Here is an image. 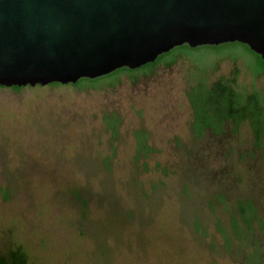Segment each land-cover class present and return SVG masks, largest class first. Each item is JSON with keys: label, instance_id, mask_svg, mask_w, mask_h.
Masks as SVG:
<instances>
[{"label": "rangeland", "instance_id": "1", "mask_svg": "<svg viewBox=\"0 0 264 264\" xmlns=\"http://www.w3.org/2000/svg\"><path fill=\"white\" fill-rule=\"evenodd\" d=\"M235 73L264 94V75L253 81L243 60L198 54L113 87L0 90V255L21 247L28 264H257L231 238L230 217L248 199L264 225V145L253 146L246 125L199 139L190 129L189 85ZM112 114L115 137L104 123ZM254 234L264 264V227Z\"/></svg>", "mask_w": 264, "mask_h": 264}, {"label": "water", "instance_id": "2", "mask_svg": "<svg viewBox=\"0 0 264 264\" xmlns=\"http://www.w3.org/2000/svg\"><path fill=\"white\" fill-rule=\"evenodd\" d=\"M231 43L264 61V0H0V88L74 85Z\"/></svg>", "mask_w": 264, "mask_h": 264}, {"label": "trees", "instance_id": "3", "mask_svg": "<svg viewBox=\"0 0 264 264\" xmlns=\"http://www.w3.org/2000/svg\"><path fill=\"white\" fill-rule=\"evenodd\" d=\"M198 54L204 58L223 59L228 56L234 61L241 59L244 61L246 69L250 72L253 81L264 75V61L246 46L231 43L219 45L217 47H198L190 49L186 45L173 49L167 54L159 56L152 64H148L137 70L126 68L115 71L114 73L95 80L82 79L74 85L61 86L51 84L44 88L71 87L76 89L93 88L100 86L113 87L121 76L126 75L130 80L138 76L147 75L155 69L164 65L173 66L177 60L190 58ZM238 73L229 78L221 77L211 83L205 81L190 84L187 91V99L192 112L190 123L191 133L194 139L204 137L206 134L221 136L227 128L232 133H236L242 125H246L253 139V146L261 149L264 145V94L254 87L250 89L242 88L237 83ZM42 88V87H35ZM5 88H0V90ZM26 88H11L10 90L20 93ZM106 129L111 131L112 136H116L119 127V120L115 115H109L104 118ZM136 154L147 156L151 150L147 146V136L143 131L135 133ZM235 212L230 217V235L233 240L244 247H250L251 252L257 253L256 263L262 264L261 254L258 243L255 239V228L262 230L264 225L258 215V211L252 201L245 199L239 200L235 205ZM226 245L229 246L230 239L228 235L221 231ZM249 256V260H250ZM0 264H28L26 252L21 247L8 250L0 255Z\"/></svg>", "mask_w": 264, "mask_h": 264}]
</instances>
